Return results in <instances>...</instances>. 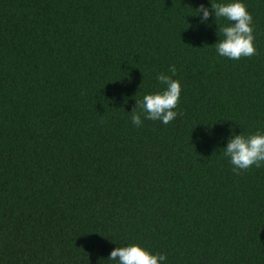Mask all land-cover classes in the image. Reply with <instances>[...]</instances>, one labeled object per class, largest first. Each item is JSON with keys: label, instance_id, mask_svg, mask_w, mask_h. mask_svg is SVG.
I'll list each match as a JSON object with an SVG mask.
<instances>
[{"label": "trees", "instance_id": "obj_1", "mask_svg": "<svg viewBox=\"0 0 264 264\" xmlns=\"http://www.w3.org/2000/svg\"><path fill=\"white\" fill-rule=\"evenodd\" d=\"M241 2L257 54L232 60L215 45L230 22L196 16L211 0H0V264H117L130 245L264 264V164L224 155L233 132L264 134V0ZM161 73L179 115L137 127Z\"/></svg>", "mask_w": 264, "mask_h": 264}, {"label": "clouds", "instance_id": "obj_2", "mask_svg": "<svg viewBox=\"0 0 264 264\" xmlns=\"http://www.w3.org/2000/svg\"><path fill=\"white\" fill-rule=\"evenodd\" d=\"M211 3V9L204 5L196 9L198 12L196 16L203 14L201 23L207 22L213 14L216 21L218 18H224L230 22L228 26L220 29L224 38L215 44L218 54L232 60L256 55L253 16L246 5L241 0H232L226 4L213 3L211 0ZM169 70L173 75L176 74L175 66ZM156 79L166 85V88L162 92L144 95L142 100L137 101L136 108L131 112V121L137 127L142 125V114L148 120H158L165 125L171 123L179 115L174 109L178 107L181 97L180 81L173 80L164 73L159 74ZM224 149V155L230 158L236 174H240L253 165L259 168L264 164V134L256 133L245 136L243 133L236 135L233 132ZM166 259V255L152 254L140 245L117 247L108 258V260L117 261V264H162Z\"/></svg>", "mask_w": 264, "mask_h": 264}]
</instances>
